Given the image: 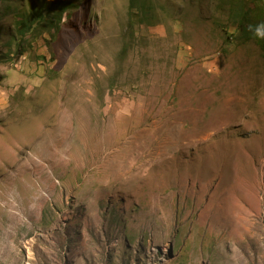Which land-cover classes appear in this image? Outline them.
Instances as JSON below:
<instances>
[{
	"label": "rangeland",
	"instance_id": "obj_1",
	"mask_svg": "<svg viewBox=\"0 0 264 264\" xmlns=\"http://www.w3.org/2000/svg\"><path fill=\"white\" fill-rule=\"evenodd\" d=\"M73 1L0 0V264H264V3Z\"/></svg>",
	"mask_w": 264,
	"mask_h": 264
},
{
	"label": "trees",
	"instance_id": "obj_2",
	"mask_svg": "<svg viewBox=\"0 0 264 264\" xmlns=\"http://www.w3.org/2000/svg\"><path fill=\"white\" fill-rule=\"evenodd\" d=\"M47 1L48 0H43V8H33L31 10L32 14L23 13L21 17L20 15L19 17H16V42L18 41L16 45L18 47L17 54L22 53L23 56L25 55L26 51L24 48L22 49V43L28 34H37L38 30L44 26L43 24L56 27L59 23H61L64 14L76 6L73 0H51L48 6L46 4ZM250 2L252 4L253 11H257V9L260 8L259 3H264V0H251ZM248 15L249 12H245V14H243L241 17V23L244 27L248 25V30H251L253 27H249L250 18Z\"/></svg>",
	"mask_w": 264,
	"mask_h": 264
},
{
	"label": "clouds",
	"instance_id": "obj_3",
	"mask_svg": "<svg viewBox=\"0 0 264 264\" xmlns=\"http://www.w3.org/2000/svg\"><path fill=\"white\" fill-rule=\"evenodd\" d=\"M256 34H257L258 36H264V30H262L260 27H258V28L256 29Z\"/></svg>",
	"mask_w": 264,
	"mask_h": 264
}]
</instances>
